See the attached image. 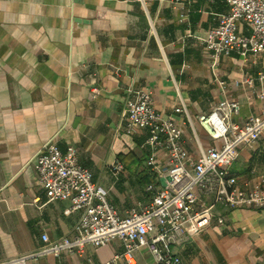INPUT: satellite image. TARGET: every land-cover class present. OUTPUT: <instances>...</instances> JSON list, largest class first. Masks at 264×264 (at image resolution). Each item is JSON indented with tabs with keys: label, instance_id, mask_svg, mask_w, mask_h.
<instances>
[{
	"label": "crops",
	"instance_id": "1",
	"mask_svg": "<svg viewBox=\"0 0 264 264\" xmlns=\"http://www.w3.org/2000/svg\"><path fill=\"white\" fill-rule=\"evenodd\" d=\"M229 9L227 0H0V261L30 255L29 264H101L124 250L114 239L82 251L40 252L73 236L82 210L69 199H48L34 161L52 139L63 150L75 145L122 214L142 208L155 176L143 146L147 131H125L134 90L152 91L157 110L183 126L195 157L199 144H221L198 114L231 100L240 104L234 120L264 110L257 78L264 53L214 56L206 47L208 30ZM181 101L193 125L175 110ZM157 158L166 160L163 149ZM230 170L241 183L264 174V138L242 144ZM216 208L224 222L214 218L174 244L182 264H264V208ZM132 264L154 258L143 246Z\"/></svg>",
	"mask_w": 264,
	"mask_h": 264
},
{
	"label": "built area",
	"instance_id": "2",
	"mask_svg": "<svg viewBox=\"0 0 264 264\" xmlns=\"http://www.w3.org/2000/svg\"><path fill=\"white\" fill-rule=\"evenodd\" d=\"M227 1L230 9L208 30L206 47L214 56L235 51L246 59L252 52L264 53V0ZM242 24L249 33L240 29ZM257 78L262 83L258 97L264 101V68ZM246 81L253 84L251 77ZM96 94L94 89L92 95ZM175 110L184 112L193 125L184 102ZM239 111V102L231 100L198 114L201 127L221 144H199L195 157L184 143L183 126L157 110L152 91L134 90L126 103L125 131H147L143 146L151 150L147 164L155 179L146 186L151 193L148 203L142 208L132 207L126 214L109 199L108 189L94 181L92 171L80 162L75 145L63 150L55 139L48 141L34 161L40 183L49 200L69 199L71 208L82 210V214L73 236L52 242L40 252H76L88 244L101 246L120 239L124 250L101 264H132L135 252L143 246L152 254L154 264H182L174 244L204 230L214 218L224 222L217 214L218 203L231 208H264V174L241 183L230 170L242 144L264 138V110L243 121L234 120L233 114ZM160 149L166 153L163 162L157 158ZM115 168L120 170L122 164ZM43 238L49 239L47 233ZM29 257L19 255L0 264H29ZM85 264L95 263L89 259Z\"/></svg>",
	"mask_w": 264,
	"mask_h": 264
}]
</instances>
